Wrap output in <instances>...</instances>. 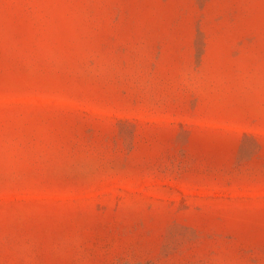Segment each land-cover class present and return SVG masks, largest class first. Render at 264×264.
<instances>
[{
    "label": "rangeland",
    "instance_id": "374dc122",
    "mask_svg": "<svg viewBox=\"0 0 264 264\" xmlns=\"http://www.w3.org/2000/svg\"><path fill=\"white\" fill-rule=\"evenodd\" d=\"M0 264H264V0H0Z\"/></svg>",
    "mask_w": 264,
    "mask_h": 264
}]
</instances>
